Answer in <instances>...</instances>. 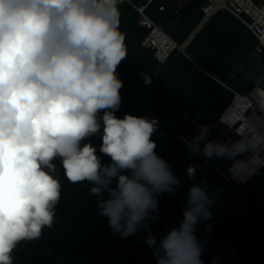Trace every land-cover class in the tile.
I'll use <instances>...</instances> for the list:
<instances>
[{"label":"clouds","instance_id":"obj_1","mask_svg":"<svg viewBox=\"0 0 264 264\" xmlns=\"http://www.w3.org/2000/svg\"><path fill=\"white\" fill-rule=\"evenodd\" d=\"M118 5L119 0H0V264H14L19 242L37 240L53 227L62 188L57 159L69 182L92 185L99 215L121 238L157 221L158 197L180 185L155 151L158 119L115 115L123 87L117 67L128 56ZM141 75L145 84L152 82ZM255 83L246 96L238 94L246 98L243 113L230 110L232 102L215 127L216 135L225 131L237 141L206 140V124L184 140L190 155L231 159V181L223 177L239 188L264 169V86ZM229 110L224 126L220 120ZM94 135L111 163H102L96 146L86 142ZM186 173L194 180L196 166ZM208 188L201 181L188 189L178 226L159 239L149 230L145 242L156 264H203L204 245L195 230L201 220L213 219L217 197ZM210 230L211 225L205 229Z\"/></svg>","mask_w":264,"mask_h":264},{"label":"trees","instance_id":"obj_2","mask_svg":"<svg viewBox=\"0 0 264 264\" xmlns=\"http://www.w3.org/2000/svg\"><path fill=\"white\" fill-rule=\"evenodd\" d=\"M131 1L137 7L146 3V0ZM172 1L181 3L178 14L179 8L171 3L165 4V13H160L164 4L156 0L146 15L176 44L182 45L202 21L204 1ZM118 7L128 56L117 67L123 87L121 107L115 115L123 118L128 113L158 119V130L152 136L157 144L155 151L172 166L180 185L174 193L158 197L157 221H150L149 228L142 227L136 234L121 238L111 232L107 218L99 215L98 197L90 193L92 185L69 182L57 159L54 163L62 188L55 223L51 229L43 230L41 238L19 242L13 250L14 264H156L153 250L145 242L149 230L159 239L178 226L188 189L201 181L217 197L210 209L213 219L201 220L196 225L195 235L204 245L203 264H213V258H218V264H264V169L247 185L235 190V185L217 172L212 163L215 160L190 155L184 143L198 133L202 124L211 128L206 137L210 140L217 134L215 127L221 115L233 102V93L246 96L256 86L255 82L264 86V51H258L257 40L225 13L231 19L230 24L216 21L223 14L217 15L187 49L196 65L179 53L161 65L153 52L142 48L148 33L139 26L136 11L128 5ZM141 73L150 76L152 82L145 84ZM86 142L96 146L102 163H111L110 157L99 152L102 143L99 135ZM191 165L197 169L194 180L186 173ZM209 225L211 230L206 232Z\"/></svg>","mask_w":264,"mask_h":264},{"label":"built area","instance_id":"obj_3","mask_svg":"<svg viewBox=\"0 0 264 264\" xmlns=\"http://www.w3.org/2000/svg\"><path fill=\"white\" fill-rule=\"evenodd\" d=\"M155 1L156 0H146L145 5L137 7L131 0H119L118 6L128 5L136 11L140 17L139 26L148 33L142 47L146 51L155 52V58L160 64L165 63L173 53H179L190 60L186 53L187 49L213 18L219 14L225 13L242 24L257 40L259 43L258 51H264V0H203L202 21L182 45L176 44L164 32L161 26L155 24L149 17H147L146 11ZM162 3L164 5H161L159 8L160 13L166 12L165 4L167 3H171L172 6L179 8L176 11V14L179 13L182 7L181 3L176 4L172 0H162ZM233 94L234 101L230 110H235L236 103H239L240 105L246 103V98H243L237 93ZM230 110L222 116L220 122L229 120L227 115L230 114ZM256 112L259 113L258 110ZM222 124L224 126L227 125L225 122H222Z\"/></svg>","mask_w":264,"mask_h":264},{"label":"rangeland","instance_id":"obj_4","mask_svg":"<svg viewBox=\"0 0 264 264\" xmlns=\"http://www.w3.org/2000/svg\"><path fill=\"white\" fill-rule=\"evenodd\" d=\"M225 15L224 14L223 15H219L217 17L216 21H219V22H227L228 24H230L231 23V19L228 16H225ZM225 136H226V138H224ZM222 138H224L223 141H222ZM210 140L218 141V142H221L222 141L221 143H225V142H229V141L235 142L234 140H232V138H231L230 135H227V132H225V131H221V133L219 135H216L215 134ZM202 146H203V143L201 144V147ZM213 160H215L212 163H213V165H216L217 172L219 174L222 173L227 178V174L229 173L228 172V168L233 163V161L231 159L222 158V157H216V158H213ZM228 181H231V180L228 179ZM235 187H236L235 190H237L239 188L237 186H235Z\"/></svg>","mask_w":264,"mask_h":264},{"label":"bare ground","instance_id":"obj_5","mask_svg":"<svg viewBox=\"0 0 264 264\" xmlns=\"http://www.w3.org/2000/svg\"><path fill=\"white\" fill-rule=\"evenodd\" d=\"M252 102L253 103H255V100H252ZM243 109H244V107L243 106H241L239 103H236V105H235V110H236V114H240V113H243ZM232 113H233V111H232ZM255 120H256V118H254Z\"/></svg>","mask_w":264,"mask_h":264},{"label":"crops","instance_id":"obj_6","mask_svg":"<svg viewBox=\"0 0 264 264\" xmlns=\"http://www.w3.org/2000/svg\"><path fill=\"white\" fill-rule=\"evenodd\" d=\"M190 61H191L194 65H196L191 57H190ZM214 80H215V79H214ZM217 131H218V130H217Z\"/></svg>","mask_w":264,"mask_h":264}]
</instances>
